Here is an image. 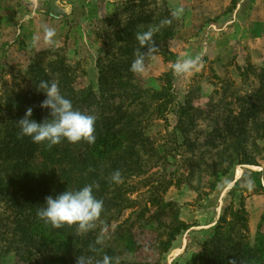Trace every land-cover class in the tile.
Returning a JSON list of instances; mask_svg holds the SVG:
<instances>
[{
    "label": "rangeland",
    "instance_id": "rangeland-1",
    "mask_svg": "<svg viewBox=\"0 0 264 264\" xmlns=\"http://www.w3.org/2000/svg\"><path fill=\"white\" fill-rule=\"evenodd\" d=\"M173 1L121 0L111 16L98 18L106 0H88L87 4L83 0H0L1 103L6 94L27 87L28 68L43 52H48L41 56L43 67L60 60L76 91H96L100 69L106 72L113 64L129 63L123 49L134 41L130 21L135 29L167 33L154 51L144 53V71L132 72L133 85L146 91L143 99L148 118L142 120L141 128L158 157L143 177L123 187L135 203L133 207L110 225L95 228L99 248L113 247L118 251L115 258L126 262L186 264L202 251L207 234L224 211L228 209L230 221L232 211L240 210L241 205L247 218L246 244L254 247L259 236H264V140L247 144L251 165L227 168L217 166L223 146H211L212 128L205 113L193 114L186 136L177 127L178 110L183 106L206 112L213 105L212 110L219 114L226 109L238 113L244 96L255 101L253 95L261 87L258 76L264 69V15H258L257 22H248L244 12L235 22L238 15L235 18L231 10L237 0L214 21L205 20L188 2L177 16L171 10ZM72 10L74 14H70ZM108 19L114 22L110 24ZM49 31L53 35L48 36ZM197 55L202 56L201 67L186 75L175 72L177 61ZM158 202L173 204L186 226L164 256L151 246L161 232L145 227L150 214L143 220L137 215L145 208L154 212ZM9 215L1 203L0 218ZM128 233L141 246L130 253L124 252L120 240ZM5 241H0V264H27V256L7 250Z\"/></svg>",
    "mask_w": 264,
    "mask_h": 264
},
{
    "label": "trees",
    "instance_id": "trees-1",
    "mask_svg": "<svg viewBox=\"0 0 264 264\" xmlns=\"http://www.w3.org/2000/svg\"><path fill=\"white\" fill-rule=\"evenodd\" d=\"M107 22L112 24L114 20ZM130 23L134 41L126 44L128 48H122L129 56V63L113 64L106 72L100 69L96 91L91 88L76 91L68 68L60 60L48 63L47 70L42 66V57L48 52H43L28 68L27 87L21 86L18 91L6 94L0 102V204L6 205L11 213L7 218H0V239H6L7 250L11 248L13 254L27 256V264H77L78 257H84L88 264H100L105 255L111 257L112 264H140L115 258L118 251L113 247L101 250L95 236V228L110 225L133 207L135 203L123 187L128 181L143 177L158 157L152 141L141 128L142 120L148 118L147 103L143 99L146 91L133 85L130 66L136 47L149 54L167 38V33L156 32L152 42L143 46L136 37L148 29H135V24ZM258 79L261 87L253 95L255 101L251 96H244L238 113L226 109L225 115L219 114L212 110L216 107L213 105L206 112L189 105L178 110L177 127L184 136L194 122L195 113H205L209 118L211 146H223L217 166L251 165L246 157L247 144L264 140V69ZM41 81L57 82L61 94L72 101L76 110L96 115L94 144L62 141L49 147L47 143H33L30 138L20 136L16 123L28 108L33 109L31 119L37 123L50 118L49 110L40 107L46 99L40 92L43 90L38 88ZM116 170L121 173L120 183L111 181ZM86 184L98 185L94 194L104 202L101 216L92 229L82 232L74 225L56 229L38 217V208L48 196L55 198L65 190H77ZM155 207L154 212L145 208L137 215L143 220L150 214L144 225L149 231L161 232L151 246L164 256L186 226L179 220L173 204L158 202ZM227 213L228 209L207 234L202 251L186 264H264V236H259L254 247L246 244L244 206L232 211L230 221ZM120 240L124 252L141 248L129 233L121 235Z\"/></svg>",
    "mask_w": 264,
    "mask_h": 264
},
{
    "label": "clouds",
    "instance_id": "clouds-1",
    "mask_svg": "<svg viewBox=\"0 0 264 264\" xmlns=\"http://www.w3.org/2000/svg\"><path fill=\"white\" fill-rule=\"evenodd\" d=\"M183 9H178L174 15H180ZM48 36L53 35L51 31ZM137 40L143 46L152 42L153 31L148 30L137 34ZM154 45V44H153ZM155 50L154 47L152 49ZM145 54L140 50L135 53L130 70L134 73L144 71ZM202 66V56L187 57L177 61L173 68L178 75L190 74ZM38 88L46 99L40 107L48 109L50 118L37 123L31 119L33 109L28 108L16 125L21 137H28L33 143H47L49 147L58 145L62 141L71 144L86 142L94 144L96 141L95 125L97 117L92 113L82 112L73 107L70 99L61 94L58 83L41 81ZM121 173L116 170L111 175V181L121 182ZM98 185L86 184L77 190H65L55 198L48 196L44 205L37 211L38 217L53 228L60 229L64 226H76L78 231L87 232L92 229L100 218L104 209V202L98 199L94 190ZM77 264H88L84 257L77 258ZM100 264H112L111 257L105 255Z\"/></svg>",
    "mask_w": 264,
    "mask_h": 264
},
{
    "label": "crops",
    "instance_id": "crops-1",
    "mask_svg": "<svg viewBox=\"0 0 264 264\" xmlns=\"http://www.w3.org/2000/svg\"><path fill=\"white\" fill-rule=\"evenodd\" d=\"M70 1V0H69ZM78 2V0H76ZM88 1V0H87ZM87 1L83 0L82 4H87ZM107 3L104 4L103 7L100 8V13L98 14V18L101 17H109L111 16L113 10L116 5L121 0H106ZM237 0H174L172 5V11L176 12L181 6H184L186 2H188V6L190 9L197 7V10L205 15V20L208 18L212 21L217 19V17L221 16L223 13H226L232 3ZM264 4V0H240L235 3V6L232 8L231 13L236 18L235 22L240 19V15L242 13H247L245 20L248 22H257L258 15H264V8L262 9L260 6ZM246 6V7H244ZM70 14H74V10ZM255 40V37L252 38Z\"/></svg>",
    "mask_w": 264,
    "mask_h": 264
}]
</instances>
